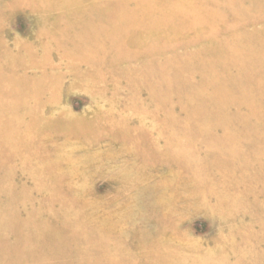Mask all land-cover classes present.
<instances>
[{
    "label": "rangeland",
    "instance_id": "374dc122",
    "mask_svg": "<svg viewBox=\"0 0 264 264\" xmlns=\"http://www.w3.org/2000/svg\"><path fill=\"white\" fill-rule=\"evenodd\" d=\"M0 264H264V0H0Z\"/></svg>",
    "mask_w": 264,
    "mask_h": 264
}]
</instances>
